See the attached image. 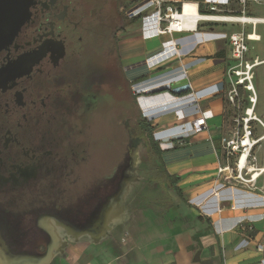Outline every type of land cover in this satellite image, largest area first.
<instances>
[{
  "label": "crops",
  "instance_id": "0c3cea01",
  "mask_svg": "<svg viewBox=\"0 0 264 264\" xmlns=\"http://www.w3.org/2000/svg\"><path fill=\"white\" fill-rule=\"evenodd\" d=\"M162 1L194 2L198 15L199 4L207 11L203 0ZM231 1L218 7L227 14L239 10L236 0L232 9ZM154 10L137 16L123 33L120 48L137 104L156 127L164 190L133 186L126 178L99 224L83 231L52 217L40 218L39 226L50 237L47 251L26 264H264V204H252L242 192L221 190L216 177L222 160L219 140L231 106L225 93L213 90L234 80V61L227 40L213 33L251 32L253 26L196 18L186 28L164 32L166 22L157 23L154 16L143 19ZM245 15L257 19L260 41L264 0H248ZM256 58L255 68L264 71V59Z\"/></svg>",
  "mask_w": 264,
  "mask_h": 264
},
{
  "label": "flooded vegetation",
  "instance_id": "af4514ba",
  "mask_svg": "<svg viewBox=\"0 0 264 264\" xmlns=\"http://www.w3.org/2000/svg\"><path fill=\"white\" fill-rule=\"evenodd\" d=\"M130 2L26 0L18 29L0 44V222L14 229L40 213L35 225L45 234L35 236L33 253L12 255L0 229L5 263L46 253L50 237L40 218L93 228L122 190L124 154L137 140L127 133L132 145L125 151L122 102L128 100L133 118L136 94L124 75L119 38ZM107 96L116 105L110 136L94 123L106 116Z\"/></svg>",
  "mask_w": 264,
  "mask_h": 264
},
{
  "label": "built area",
  "instance_id": "2783aa9c",
  "mask_svg": "<svg viewBox=\"0 0 264 264\" xmlns=\"http://www.w3.org/2000/svg\"><path fill=\"white\" fill-rule=\"evenodd\" d=\"M230 0H203L207 6V12L201 13L197 21L204 22H222V23H251L253 28L251 32L243 29L232 31L230 33H213L221 39L227 40L230 47V58L234 61L231 67V75L234 80L230 81L231 89L225 92L223 83H219L213 92L225 93V98L236 107L238 102V87L250 92L249 101L254 105L256 103V93L253 85V68L259 63L258 59L247 58L250 42L258 41L259 35L254 38L255 18L245 15L248 0H236L240 6L238 14H227L220 12L219 5H227ZM150 8H155L154 12L143 17L146 19L154 16L157 23L166 22L167 25L162 31L176 29L175 25L181 6L163 5L162 0H146L142 4H133L125 9L127 18L132 19L143 15ZM213 18V19H208ZM196 21V22H197ZM178 29V28H177ZM209 34V33H208ZM176 43V42H175ZM245 111V116L240 119H233L237 124L234 128L224 133L219 140V152L222 156L221 162L216 168V177L222 185L221 190L229 193L242 192L246 195L252 204H264V122L256 115H250ZM252 121L257 122L262 133L255 136ZM261 142H263L261 144ZM219 191L213 193L217 196Z\"/></svg>",
  "mask_w": 264,
  "mask_h": 264
},
{
  "label": "rangeland",
  "instance_id": "374dc122",
  "mask_svg": "<svg viewBox=\"0 0 264 264\" xmlns=\"http://www.w3.org/2000/svg\"><path fill=\"white\" fill-rule=\"evenodd\" d=\"M234 1L235 0L231 1L232 9L235 6ZM134 3L133 2L128 3L127 7L130 8ZM181 4L182 3H180V6ZM220 12H222V9H220ZM123 18H124V24L128 22L129 18L126 17L125 12L123 14ZM127 28L125 31H127ZM122 37L120 35L119 41H121ZM249 44H250V49H249L247 58L255 59L256 57H258L260 60L264 59V37L260 41L250 42ZM112 50H113L112 47L109 48L108 53H107V58H108L109 63L112 62V56H111ZM252 71H253V85H254V89L256 93V103L253 105L249 101L250 92H247L240 87L237 88L238 92L241 91V95L238 94V102L236 103V107H234L232 103L226 100L227 103L231 106L230 109L228 110V113H227L228 115L226 118L227 122H226L225 130H224V133L226 134L228 133L229 129L234 128L235 125H237L233 121V119H240L241 117H244L246 109L251 106L253 107V114L256 115L259 119H261L264 122V71L263 70L259 71L256 68H253ZM89 80L91 79H88L87 82ZM230 89H231V83H227L225 87V92H228ZM134 100H135V95H134ZM112 101H113L112 97L107 96V102H106L107 106L104 112V115L106 116H104L100 122H97L96 120L94 121L95 130L104 131V132H99V133H105L107 135L109 134V136H110L109 123H111V119H112L111 112L113 110H116L115 103L109 105L110 103H112ZM122 105H123L122 107L128 108V105H129L128 100H124L122 102ZM132 106H133V110L135 113L132 119L133 121L134 120L137 121L139 119V113H141L142 115V111L141 109H138L134 105V101H133ZM124 113L125 115L123 114L122 124L125 127L127 124V121L129 120V114L127 113L126 109ZM94 119L95 118H93V120ZM146 119L150 123L153 122L149 120L147 117ZM251 124L253 125L255 136H259L262 133L261 126L255 121H252ZM91 129H93V125ZM126 134L127 132L124 129L125 151H126L127 146L129 147L132 145V139H129L130 137L126 136ZM112 140L116 141L117 139L115 138ZM145 140H147L146 136H145V139L143 138L139 140L137 139L136 142H134V146L131 150V153L126 152L124 154L125 156L124 164L126 165L125 173L127 174L126 178H130L128 179V181L130 180L133 183V186L140 185V184H145L147 186L149 184L150 185L149 187L151 190L153 189V187H155L158 192V188L160 190L161 189L164 190V186L166 184L165 176L162 172V165L159 160V154H157L152 148L147 146ZM262 143L263 142H261V144ZM113 155L114 154L112 153L107 154V163L108 162L111 163V158L113 157L114 159ZM38 214L40 213H37L36 215ZM36 215L32 218H30L31 217L30 215L26 221V224L15 226L13 227L14 229H9L3 222H0V229H2V236L8 239L10 243L12 242V246H14L12 249L7 248L6 249L7 253L15 255V254H30L34 252L33 249H34V244H35V241H34L35 236L37 234H42L43 237H45V234H43L35 225ZM50 225H53V222H50ZM49 253L47 256H49ZM27 262L28 260L21 261L17 264H26ZM0 264H7V263H5V261L1 259L0 257Z\"/></svg>",
  "mask_w": 264,
  "mask_h": 264
},
{
  "label": "trees",
  "instance_id": "16d2710c",
  "mask_svg": "<svg viewBox=\"0 0 264 264\" xmlns=\"http://www.w3.org/2000/svg\"><path fill=\"white\" fill-rule=\"evenodd\" d=\"M125 1V0H122ZM136 0H131V2H135ZM177 6L180 7V3H176ZM199 13H206L207 11H203L201 8V5L199 4L198 7ZM233 14H238V10L236 11H232ZM138 17L129 19L128 22H126L124 24V31L126 30L127 27L131 26L133 24V22L137 19ZM124 83L128 84V80H126L124 78ZM239 95H241V91H239ZM134 105L140 109L138 107V104L136 102V99L134 100ZM125 107H123V114L125 115L124 111H125ZM125 131L127 133L130 134V136L133 135L136 137V139H145V136L147 137L146 144L147 146H149L150 148H152L157 154H160V149L158 147L157 141L154 139L153 133L156 129L155 126H153L147 119L146 117H144L143 115H141V113H139V119L137 121H133L131 115L129 116V120L127 121L126 126L124 127ZM169 185L170 187L178 194L180 195V190L178 189V187L175 186L174 182H170L169 181ZM44 248L40 253H44L45 252V248H46V241L43 242Z\"/></svg>",
  "mask_w": 264,
  "mask_h": 264
},
{
  "label": "water",
  "instance_id": "95a60500",
  "mask_svg": "<svg viewBox=\"0 0 264 264\" xmlns=\"http://www.w3.org/2000/svg\"><path fill=\"white\" fill-rule=\"evenodd\" d=\"M26 7V0H0V44L3 41H6L7 39L11 38L16 32L22 21V13L26 9ZM3 28H5V30H3ZM136 91L137 90H135V94ZM138 106L142 111L141 105L138 104ZM142 115H144L143 111ZM146 117L148 118V116ZM152 118L153 117H151V119ZM153 136H156L155 133H153Z\"/></svg>",
  "mask_w": 264,
  "mask_h": 264
},
{
  "label": "bare ground",
  "instance_id": "6f19581e",
  "mask_svg": "<svg viewBox=\"0 0 264 264\" xmlns=\"http://www.w3.org/2000/svg\"><path fill=\"white\" fill-rule=\"evenodd\" d=\"M175 16L177 17V19H176L177 23L175 25H177L176 27L179 30H181L182 28H184L186 26L188 21L189 22L193 21L196 18L199 19L200 15H198L197 7H196V4L194 2L184 1L182 3L181 11L178 13V15H175ZM208 19H213V18H208ZM252 36L254 38H256L255 34H253ZM247 113L250 115H253V107L252 106L248 108Z\"/></svg>",
  "mask_w": 264,
  "mask_h": 264
}]
</instances>
